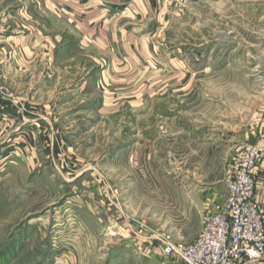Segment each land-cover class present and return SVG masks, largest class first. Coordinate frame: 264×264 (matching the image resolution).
<instances>
[{"label": "rangeland", "instance_id": "1", "mask_svg": "<svg viewBox=\"0 0 264 264\" xmlns=\"http://www.w3.org/2000/svg\"><path fill=\"white\" fill-rule=\"evenodd\" d=\"M174 3L125 83L69 39L35 149L20 164L19 128L0 138V264H167L161 245L192 244L223 205L264 106V0Z\"/></svg>", "mask_w": 264, "mask_h": 264}, {"label": "crops", "instance_id": "2", "mask_svg": "<svg viewBox=\"0 0 264 264\" xmlns=\"http://www.w3.org/2000/svg\"><path fill=\"white\" fill-rule=\"evenodd\" d=\"M174 4V0H0V81L10 94L9 100H0V138L22 132L4 153L19 155L22 164L24 154L35 149L29 137L44 128L55 86L68 67L60 58L71 48L69 39L82 46L79 51L87 55L91 70L102 74L101 80L125 83L142 69L138 59L149 57L148 50L141 53L132 42L148 40V26L161 22L168 7L176 12ZM246 141L261 153L253 199L264 221V106L250 120ZM238 264H264V254Z\"/></svg>", "mask_w": 264, "mask_h": 264}, {"label": "built area", "instance_id": "3", "mask_svg": "<svg viewBox=\"0 0 264 264\" xmlns=\"http://www.w3.org/2000/svg\"><path fill=\"white\" fill-rule=\"evenodd\" d=\"M6 93L0 83V96ZM260 157L257 148L242 147L224 180L227 197L223 205L206 219L192 244L167 242L161 245L159 255L175 258L178 264H238L243 258H260L264 254V221L253 199ZM142 255L148 257L149 252Z\"/></svg>", "mask_w": 264, "mask_h": 264}]
</instances>
